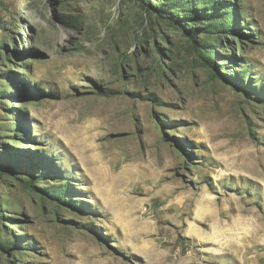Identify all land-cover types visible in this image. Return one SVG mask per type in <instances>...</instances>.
Returning <instances> with one entry per match:
<instances>
[{
  "label": "rangeland",
  "instance_id": "rangeland-1",
  "mask_svg": "<svg viewBox=\"0 0 264 264\" xmlns=\"http://www.w3.org/2000/svg\"><path fill=\"white\" fill-rule=\"evenodd\" d=\"M87 253L264 264V0H0V264Z\"/></svg>",
  "mask_w": 264,
  "mask_h": 264
},
{
  "label": "bare ground",
  "instance_id": "bare-ground-1",
  "mask_svg": "<svg viewBox=\"0 0 264 264\" xmlns=\"http://www.w3.org/2000/svg\"><path fill=\"white\" fill-rule=\"evenodd\" d=\"M91 164H93V163L91 162ZM91 164H90V165H91ZM90 253H91V252H90ZM97 256H98V255H97ZM95 257H96V256H95ZM98 259H99V258H98ZM99 260H100V259H99ZM90 261H94V262H95L96 259L93 260V259L91 258V256L87 253V254L85 255V257H84V261H83V262H85V263H89ZM97 262H98V261H97ZM97 262H95V264H98V263H99V262H98V263H97ZM101 262H102V261H101ZM91 264H92V263H91Z\"/></svg>",
  "mask_w": 264,
  "mask_h": 264
}]
</instances>
